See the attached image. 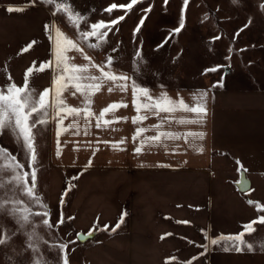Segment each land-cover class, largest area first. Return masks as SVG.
Masks as SVG:
<instances>
[{
    "label": "crops",
    "instance_id": "crops-1",
    "mask_svg": "<svg viewBox=\"0 0 264 264\" xmlns=\"http://www.w3.org/2000/svg\"><path fill=\"white\" fill-rule=\"evenodd\" d=\"M9 7L24 11L9 13ZM52 23L64 35L78 39L36 0H0V86H22L30 67L37 69L51 61L54 30L50 40L44 26ZM32 41L35 44L23 52ZM81 45L93 63L104 64ZM68 56L71 64H88L75 50ZM112 71L130 79L115 85L105 82L91 98L93 115L87 122L83 112L79 117L69 116L62 127L74 122L77 127L68 128L59 138L51 119L33 130L36 192L48 209L66 215L75 237L78 232H94L81 245L87 264H264V252L258 247L264 241V225H254L256 231L245 237L253 244V252H225L210 243L222 235L238 234L244 224L264 216V63L261 81L251 87L137 85L148 89L152 99L137 92L136 104L154 103L165 93L170 100L193 107V97L206 92L203 123H180L199 118L181 109L159 115L137 113L131 72L115 65ZM86 75L100 73L89 65ZM51 84V68L34 71L30 77V87L37 94ZM121 84L126 85L123 91ZM73 92L69 88L63 99L69 107L82 108L83 98ZM114 103L127 106L110 111L103 120L112 123L104 126L100 120L102 126L97 128L99 113ZM137 115L147 118L133 124ZM139 128L147 131L133 139ZM157 131L174 133L180 139L161 138L136 154L141 141ZM186 133L204 135L201 140ZM0 147L27 167L28 157L9 131L0 135ZM241 165L250 181L245 192L236 187ZM124 213V222L113 232Z\"/></svg>",
    "mask_w": 264,
    "mask_h": 264
},
{
    "label": "rangeland",
    "instance_id": "rangeland-1",
    "mask_svg": "<svg viewBox=\"0 0 264 264\" xmlns=\"http://www.w3.org/2000/svg\"><path fill=\"white\" fill-rule=\"evenodd\" d=\"M51 12L55 5L48 0H36ZM76 12L86 18L88 24L103 21L110 23L124 15L125 19L112 26L106 43L97 49H90L105 62L113 59V65L131 72L133 82L143 86H256L261 81L264 63V0H140L133 9L126 6L131 0H68ZM113 3L118 5L109 15L105 9ZM184 27L176 34L181 12ZM56 18L77 36V30L63 14ZM141 19L140 32L134 34ZM89 30L86 25H81ZM242 29V31H241ZM239 33V35H236ZM219 37V39H215ZM78 38V36H77ZM94 40H89V44ZM83 43V42H82ZM140 53V58L136 53ZM216 68V71H208ZM215 85V86H214ZM11 153V152H10ZM12 154V153H11ZM27 169V167H25ZM237 173V172H236ZM37 191V190H36ZM34 211H43L33 206ZM49 219L55 222L63 217L58 228L46 229L40 217L35 218L37 232L48 244L69 243L67 251L69 264H87L80 243L72 230L66 215L57 209H48ZM5 230L15 229L10 217H0ZM27 247L26 238L17 233L6 246H0V264H30L32 254L21 253ZM42 254L52 259L57 251L48 250L41 243Z\"/></svg>",
    "mask_w": 264,
    "mask_h": 264
},
{
    "label": "snow or ice",
    "instance_id": "snow-or-ice-1",
    "mask_svg": "<svg viewBox=\"0 0 264 264\" xmlns=\"http://www.w3.org/2000/svg\"><path fill=\"white\" fill-rule=\"evenodd\" d=\"M140 0H131L126 6L128 10L133 9L134 5H137ZM168 0H164L167 4ZM49 4L55 5L56 11L52 12L53 18L57 15L63 14L65 19L71 22L74 29L77 30L78 39H72L64 35V33L57 27L56 23L46 24L44 26L45 32L48 33L49 39L53 40L54 30V44L51 49V61L43 63L39 68L34 69L30 67L24 76V82L22 86H17L15 83H8L5 86H0V135H3L5 131H9L21 147L24 153L28 157L27 169L25 165L20 163L17 156L11 154L8 150L0 147V217H10L16 224L15 229L5 230L3 224L0 223V246H6L9 241L17 235L22 234L26 238L27 247L22 249L18 255H23L25 252H30L32 258L30 264H69L67 251L69 243H75V241H68L65 243L48 244L47 241L42 240L37 232V222L35 218L40 217V223L46 229L58 228L64 222V218L57 219L54 223L50 221L48 207L43 203L42 198L37 194V173L35 164L37 162V153L35 148V135L33 130L38 125H46L49 120H54L57 125L56 135L60 137L62 132H66L68 128H76L77 124L74 122L68 125V128L62 127L64 120L69 116L79 117L81 112L84 114L85 122L93 115L89 110L92 104V96L99 92L105 82H111L113 85L117 81H127L130 79L127 75H117L112 71L113 59L107 58L103 65H97L92 62L89 55L84 53V48L81 45L86 44L90 49H97L102 44L106 43V38L109 32L112 30V26L118 25L120 21L125 19L124 15L119 16L118 19H113L110 23L103 21L88 24L85 17L76 12L73 6L68 0H48ZM189 0H184L185 7L188 5ZM233 3H237V0H233ZM261 9H264V4L260 5ZM118 5L113 3L105 11L111 15L114 9H117ZM9 13L24 11L23 8H7ZM144 24V19H141L139 25L136 27L134 34L140 32V25ZM81 25H86L89 30H84ZM184 27V14L183 9L181 12V20L179 27L174 29V33L178 34ZM242 31V29H241ZM236 35H239L237 33ZM219 39V37H215ZM89 40H94L93 43H88ZM35 41L28 44L22 51L27 52ZM75 50L82 54L83 59L88 61V64L78 66L71 64L68 53ZM136 57L140 58V53H136ZM91 65L99 71L100 75H86L88 67ZM52 70V84L50 89H45L39 94L30 87V77L35 72H43L46 69ZM216 68L209 69L208 71H216ZM11 80V77H8ZM215 86V85H214ZM121 90H125L126 85H119ZM74 89L72 93L75 95L79 93L83 98L82 108L69 107L63 99V94L69 89ZM109 92L113 91L110 86ZM137 92L141 96L152 99L149 97V90L143 87H139L133 82L132 94L133 105L137 113L141 110L159 115V113H170L176 109H181L186 112L198 114V119L194 121H180V123H203L204 116L207 115V109L204 106V99L207 96L206 92H200L198 97H193L195 106L189 107L182 100L172 101L165 93H162L159 100L154 103H141L136 104ZM127 105L111 104L104 108L97 118L96 127L100 128L102 125L99 122L103 120L106 114L110 111L118 109L120 107H126ZM155 109V111H153ZM147 117L144 115H137L133 119V124L145 120ZM112 123L109 120H103V125L107 126ZM162 127V126H157ZM147 131L145 128L137 129L136 136L133 139L141 136L142 133ZM77 134H79L77 132ZM85 134L88 133L87 127H85ZM186 136H194L199 139H203V133H186ZM161 138L177 140L180 137L171 132L157 131V134L151 137H146L141 141V146L135 148V153L140 154L145 144L152 142H159ZM123 143V141H121ZM114 148L116 146H113ZM203 151V149H198ZM60 149L57 148V155L59 156ZM239 165L240 162L237 161ZM90 166V165H89ZM159 167H168L167 165H159ZM242 168V165H241ZM244 171H247L244 169ZM242 183V181H241ZM62 202V201H61ZM249 205H252V201H247ZM33 206L43 209V211H34ZM259 207V206H257ZM122 214L120 220L117 222L114 228L111 230L115 232L121 227L124 222V216ZM187 223V222H184ZM264 225V216H260L258 220H253L242 226L243 231L234 235H222L216 239L210 240L212 245H220L225 252L234 251L236 253L253 252L254 247L252 243L246 241V235H250L256 228L254 225ZM94 233L89 231L86 236H92ZM78 238L80 234H77ZM171 235V234H166ZM164 239V237H161ZM46 244L48 250H56L57 256L48 259L41 251L40 244ZM202 247H206L203 246ZM260 251L264 252V241L258 244Z\"/></svg>",
    "mask_w": 264,
    "mask_h": 264
},
{
    "label": "water",
    "instance_id": "water-1",
    "mask_svg": "<svg viewBox=\"0 0 264 264\" xmlns=\"http://www.w3.org/2000/svg\"><path fill=\"white\" fill-rule=\"evenodd\" d=\"M241 181H242V183H241ZM236 187H237L238 191H240V192H245L250 188V181L247 178L246 173L242 168L239 169V180L236 183ZM87 233L78 232L77 234H80V235L78 238V235L76 234V239L80 243H84L87 239L92 238L94 236V234L92 236H86Z\"/></svg>",
    "mask_w": 264,
    "mask_h": 264
}]
</instances>
